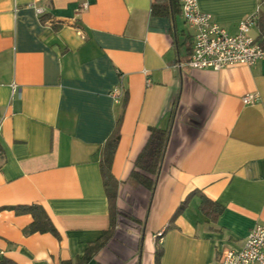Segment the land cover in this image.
<instances>
[{"label": "crops", "instance_id": "crops-1", "mask_svg": "<svg viewBox=\"0 0 264 264\" xmlns=\"http://www.w3.org/2000/svg\"><path fill=\"white\" fill-rule=\"evenodd\" d=\"M150 4L0 0V264H64L103 237L101 150L117 127L121 223L86 264H155L156 242L160 264H221L264 225V61L193 70L181 12L173 22ZM197 5L234 35L264 0ZM250 35L258 41L257 23ZM246 94L256 102L243 104ZM149 128L170 131L152 198L128 179ZM201 195L222 207L217 217L201 212ZM31 206L55 234L31 232Z\"/></svg>", "mask_w": 264, "mask_h": 264}, {"label": "built area", "instance_id": "built-area-1", "mask_svg": "<svg viewBox=\"0 0 264 264\" xmlns=\"http://www.w3.org/2000/svg\"><path fill=\"white\" fill-rule=\"evenodd\" d=\"M181 16L192 32V48L187 65L193 70L220 71L222 69L247 66L264 61V49L250 35L259 20L260 6L249 16L238 22L237 33L229 35L212 16L199 10L197 0H179ZM41 13L40 9H37ZM15 87L13 86V92ZM121 90L115 89V102ZM257 97L246 94L242 97L245 105L256 102ZM162 232L154 239L161 241ZM221 264H264V225H254L239 249L224 252Z\"/></svg>", "mask_w": 264, "mask_h": 264}, {"label": "trees", "instance_id": "trees-1", "mask_svg": "<svg viewBox=\"0 0 264 264\" xmlns=\"http://www.w3.org/2000/svg\"><path fill=\"white\" fill-rule=\"evenodd\" d=\"M180 12L179 0H151L150 13L153 16L168 18L174 22L179 16ZM257 25L259 29L258 43L264 49V9L260 15ZM169 133V129L149 128L148 139L139 153L134 163L133 170L131 171L128 178L133 184L147 190L150 193V198H152L157 186L158 176L161 172L165 150L169 140ZM118 142L119 132L117 127L105 142L101 150L100 172L103 188L109 203V228L104 232L103 237L99 241L87 248L82 258L76 259L75 261H68L64 264H86L89 262L91 258L101 248H103L109 242V240L112 239L115 232V227L120 222L118 218L122 214L116 207L118 183L111 172L112 160ZM195 193L196 192L190 193L178 206L170 219L171 223H173L176 217L182 214ZM200 199V210L208 218H215L222 212V207L219 204L208 200L203 195L200 196ZM24 209L25 211L31 213L34 218V222L31 226V232H51L55 234V230L47 225V220H45V217L41 215V211L37 206L26 207ZM130 219L134 223H138L136 219ZM141 246L142 241L139 242V251H141ZM162 253L163 250L158 245V242H156V249L154 252L155 264H160Z\"/></svg>", "mask_w": 264, "mask_h": 264}, {"label": "rangeland", "instance_id": "rangeland-1", "mask_svg": "<svg viewBox=\"0 0 264 264\" xmlns=\"http://www.w3.org/2000/svg\"><path fill=\"white\" fill-rule=\"evenodd\" d=\"M146 215H147V213H146ZM146 215H145V218H144V220L146 219ZM140 253V252H139ZM139 255V254H138ZM142 264H146V261L144 260V261H142Z\"/></svg>", "mask_w": 264, "mask_h": 264}]
</instances>
